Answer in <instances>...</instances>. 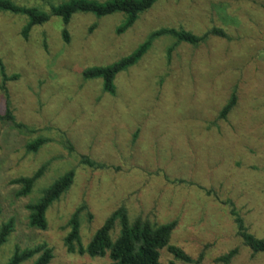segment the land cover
<instances>
[{
    "label": "rangeland",
    "instance_id": "1",
    "mask_svg": "<svg viewBox=\"0 0 264 264\" xmlns=\"http://www.w3.org/2000/svg\"><path fill=\"white\" fill-rule=\"evenodd\" d=\"M11 1L48 13L67 0ZM122 22L120 14H75L65 43L57 17L24 39L26 18L0 12V58L6 74L17 77L6 88L14 119L24 127L20 132L0 121V225L14 220L0 264L15 247L41 243L52 250L49 264H108L107 257L68 252L69 222L82 205L83 246L123 206L130 220L176 223L170 244L195 263L164 249L161 264H222L216 259L233 248L238 254L230 264H264V254L252 256L237 237L231 211L264 239V0H159L118 33ZM161 28L197 36L221 29L227 38L210 35L170 52L174 40H155L117 76L113 96L99 80L82 78L84 69L129 55ZM234 90L237 104L219 120ZM5 109L0 89V115ZM36 138L49 142L28 153L25 145ZM82 157L103 168L85 165ZM44 163L32 193L16 197L20 187L12 181ZM69 170L73 184L49 207L47 229L30 228L26 205Z\"/></svg>",
    "mask_w": 264,
    "mask_h": 264
},
{
    "label": "trees",
    "instance_id": "2",
    "mask_svg": "<svg viewBox=\"0 0 264 264\" xmlns=\"http://www.w3.org/2000/svg\"><path fill=\"white\" fill-rule=\"evenodd\" d=\"M159 0H67L57 6H51L47 13L37 7L18 5L11 0H0V12L8 13L26 18V23L22 29L24 39H27L30 31L38 25L48 22L51 17H57L64 26L62 37L65 43L69 42L67 26L75 14H91L98 18L120 14L123 16L118 33H122L131 28L138 17L150 10ZM210 35L227 38L221 29H212L209 32L197 36L182 28H161L150 33L147 39L141 43L133 52L120 58L113 63L102 66H92L84 69L81 76L84 80H99L102 91L113 96L116 92L115 81L117 76L135 66L151 48L153 42L162 37H169L174 40L168 52L179 43L198 46L205 42ZM0 76L2 86L0 89L4 93L6 109L0 115V121L9 122L12 128L21 132L24 127L16 123L11 109L9 94L6 88L8 82L17 79L16 76L9 77L2 60L0 58ZM238 101L237 93L234 90L226 104L218 113V119H226L234 109ZM49 142L45 138H36L25 145L28 153H37ZM83 163L93 168H103L101 164L84 158ZM49 163L41 165L31 176L20 177L12 181L20 188L16 192V197H27L37 181L44 175ZM74 171L69 170L58 176L47 187L41 189L38 198H34L26 205L28 213L27 220L30 228L47 229L46 214L49 207L65 194L74 181ZM229 202V201H227ZM230 206L231 203H229ZM233 207V206H232ZM86 209L82 205L71 217L69 225L70 231L65 238V245L69 253L87 254L91 258L109 259L108 264H161L160 253L166 250L174 258L186 263H195L187 256L182 249L170 244L172 232L176 226L175 222L165 224L153 223L141 218L129 219L125 207L116 208L94 232L87 245L83 246L80 239V226L78 214L79 210ZM233 220L236 228V235L242 244L247 247L252 256L264 254V239L256 237L249 230L244 219L232 208ZM1 215V210H0ZM14 231V220L9 219L0 225V249L6 244L10 235ZM75 245L77 250H75ZM238 254V249L233 248L216 259L217 263L230 264L232 259ZM36 258L31 264H49L52 259V250L45 243L38 244L31 248L15 247L10 257L4 264H23L33 257Z\"/></svg>",
    "mask_w": 264,
    "mask_h": 264
}]
</instances>
